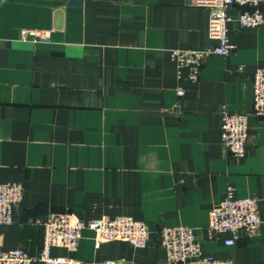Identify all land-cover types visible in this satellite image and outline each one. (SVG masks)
<instances>
[{"label":"crops","instance_id":"obj_1","mask_svg":"<svg viewBox=\"0 0 264 264\" xmlns=\"http://www.w3.org/2000/svg\"><path fill=\"white\" fill-rule=\"evenodd\" d=\"M69 1H0V180L25 188L13 221L0 225V250L37 256L38 220L67 211L132 217L152 230L145 247L98 239L90 228L77 249L52 247L84 264H169L158 231L176 225L193 228L216 259L264 264V117H250L244 158L221 136L224 108L253 111L264 24L243 27L240 10L229 9L232 53L209 54L193 79L172 51L218 42L197 0ZM24 29L50 38L25 39ZM230 189L255 197L262 217L257 233L235 245L210 228Z\"/></svg>","mask_w":264,"mask_h":264},{"label":"built area","instance_id":"obj_2","mask_svg":"<svg viewBox=\"0 0 264 264\" xmlns=\"http://www.w3.org/2000/svg\"><path fill=\"white\" fill-rule=\"evenodd\" d=\"M199 6L209 8L208 33L218 42L208 49H175L172 57L179 65L193 69L191 77L197 79L199 67L205 57L212 53L229 55L234 49L228 33L231 20L229 9L240 10L238 21L243 27H257L264 24V0H197ZM28 39H49L50 32L43 30H23ZM243 69V66H241ZM179 95L185 90L180 89ZM221 136L227 151L236 158H244L248 153L250 138V117H264V68L255 69L253 76V111L240 112L224 108L222 113ZM24 184L0 180V225L13 221V209L24 198ZM38 222L44 227V244L37 256L30 255L22 248L0 250V264H31L38 259L47 264H84L82 261L52 254L53 246H64L75 250L79 246L83 231L90 228L98 239L125 240L137 247H145L152 230L141 220L127 216L93 217L81 219L69 212H50ZM262 223L255 197L235 196L230 189L228 196L219 207L211 211L210 228L224 235L227 245H235L243 233L256 234ZM161 245L166 249L169 264H236L219 260L207 254L194 229L187 225L163 226L159 229ZM99 243V240H98ZM104 264H135L129 261L107 259Z\"/></svg>","mask_w":264,"mask_h":264},{"label":"water","instance_id":"obj_3","mask_svg":"<svg viewBox=\"0 0 264 264\" xmlns=\"http://www.w3.org/2000/svg\"><path fill=\"white\" fill-rule=\"evenodd\" d=\"M2 1V0H0ZM70 4H75V5H81L83 3V0H70Z\"/></svg>","mask_w":264,"mask_h":264}]
</instances>
